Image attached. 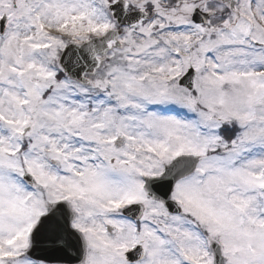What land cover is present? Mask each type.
Segmentation results:
<instances>
[{"label":"snow or ice","instance_id":"snow-or-ice-1","mask_svg":"<svg viewBox=\"0 0 264 264\" xmlns=\"http://www.w3.org/2000/svg\"><path fill=\"white\" fill-rule=\"evenodd\" d=\"M0 264H264V0H0Z\"/></svg>","mask_w":264,"mask_h":264}]
</instances>
